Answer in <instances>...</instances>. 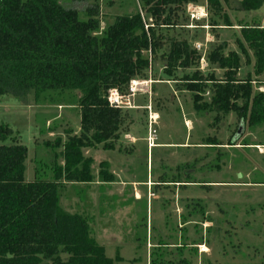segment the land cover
I'll return each instance as SVG.
<instances>
[{
  "label": "rangeland",
  "instance_id": "374dc122",
  "mask_svg": "<svg viewBox=\"0 0 264 264\" xmlns=\"http://www.w3.org/2000/svg\"><path fill=\"white\" fill-rule=\"evenodd\" d=\"M211 1L221 10L208 0L190 4L189 25L169 32L201 54L199 67L169 68L175 81H166V63L153 60L148 80L138 81L151 84L132 100L129 135L114 150L103 145L83 150L88 167L80 165L81 181L61 191L60 206L89 219L92 237L113 264H264V122L250 121L253 102L245 119L227 114L216 122L217 113L198 109L185 87L198 86L190 81L197 70L223 80L225 72L207 61L220 45L225 55L239 56L237 78L251 80L253 96L264 94V70L244 36L247 29L264 30V7L248 11L245 0ZM61 3L83 20L95 12L101 32L119 16L140 12L139 0ZM198 95L202 103L212 97ZM78 97L74 92L59 102L38 103L33 95L0 96V124L27 149L25 181H33L38 168L54 177L65 166L64 147L46 143L65 139L68 127L79 132ZM151 113L157 119L149 128ZM88 176L89 182L82 181Z\"/></svg>",
  "mask_w": 264,
  "mask_h": 264
},
{
  "label": "trees",
  "instance_id": "16d2710c",
  "mask_svg": "<svg viewBox=\"0 0 264 264\" xmlns=\"http://www.w3.org/2000/svg\"><path fill=\"white\" fill-rule=\"evenodd\" d=\"M201 1L139 0L140 12L119 16L101 32L95 12L85 13L83 20L79 11L65 8L62 0H0V96L33 95L38 103H55L75 92L80 112L78 133L68 127L65 139L46 143L64 147L65 166L57 167L54 177L38 168L31 182L23 176L26 147L8 125L0 124V142H12L0 146V264H113L92 237L89 219L60 206L61 191L66 184L81 181L79 167H88L83 150L98 145L114 150L129 135L131 110L111 108L109 90L127 95L131 81L148 80L153 60L166 63V81H175L170 79L173 68L199 67L201 54L185 38H172L169 32L185 29L188 5ZM208 4L221 10L211 0ZM244 7L259 10L264 0H245ZM225 23L228 26L229 21ZM244 36L263 71L264 30L247 29ZM207 61L223 70L224 78L195 71L190 81L198 86L190 82L185 87L194 93L197 108L216 112V122L227 114L243 120L253 102L250 121L254 126L263 123L264 94L253 96L251 80L237 78L239 56L225 55L219 45L210 50ZM205 92L212 95L209 103H202L198 95ZM82 181L89 182L90 177Z\"/></svg>",
  "mask_w": 264,
  "mask_h": 264
},
{
  "label": "built area",
  "instance_id": "2783aa9c",
  "mask_svg": "<svg viewBox=\"0 0 264 264\" xmlns=\"http://www.w3.org/2000/svg\"><path fill=\"white\" fill-rule=\"evenodd\" d=\"M191 17L195 20L200 18L198 13H194ZM149 84H151L150 81H131L129 85V93L127 95H122L118 89H111L108 92L107 102L113 109H133L134 107L132 106V100L138 93L144 92V89H146ZM156 119L157 118H154L153 114L151 113L149 117V128L152 127Z\"/></svg>",
  "mask_w": 264,
  "mask_h": 264
},
{
  "label": "bare ground",
  "instance_id": "6f19581e",
  "mask_svg": "<svg viewBox=\"0 0 264 264\" xmlns=\"http://www.w3.org/2000/svg\"><path fill=\"white\" fill-rule=\"evenodd\" d=\"M154 118H157V116H156V115H154ZM152 147H153V144H152Z\"/></svg>",
  "mask_w": 264,
  "mask_h": 264
}]
</instances>
